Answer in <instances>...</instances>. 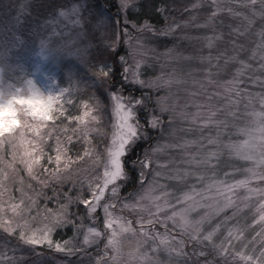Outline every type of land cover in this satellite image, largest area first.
Masks as SVG:
<instances>
[{
  "label": "rangeland",
  "instance_id": "rangeland-1",
  "mask_svg": "<svg viewBox=\"0 0 264 264\" xmlns=\"http://www.w3.org/2000/svg\"><path fill=\"white\" fill-rule=\"evenodd\" d=\"M138 1L130 0L129 6L123 8V0H115L114 3L109 0H0V9L4 8L0 11V68L3 69L0 90L6 92L9 87L26 89L29 79L36 80L39 86L52 94L67 89L55 106L58 111L55 119L40 129L44 137L39 143L43 156L39 164L33 166L32 175L28 174L22 162L25 148L31 150L37 143L30 129H17L13 138H4L0 146V178L6 176L3 184L7 189L0 199L5 209L2 216L15 227L11 234L0 227V264H27L32 247H45L55 252V257L47 258L43 264H105V261L107 264H139L136 260H129V253L138 246L141 253L147 252L152 257L153 264H185V261L186 264H253L240 259L238 253L252 256L256 264H264L261 251L255 252L252 247L248 249V240L243 243L242 224L237 226L234 221L237 215L234 208L238 207L240 214L254 204L255 201L248 199L252 193L247 188L234 189L226 194L232 196L233 205L217 214L216 209L223 206L224 198L218 196L215 189L208 190L207 187L217 181L228 185L247 179L248 188L252 189L251 186L256 187L264 179L261 178L264 177V164H257V160L264 158V133L259 131L264 127V116L255 115L264 113V104L261 103L264 100V68L260 67L264 64L261 59L264 56V47H261L264 45V36L261 35L264 33V5L261 0L254 5L250 0H217L223 11L213 18L212 24L197 27L206 23L215 6L212 0H199V7L193 8L198 0H184L185 5L178 7L181 12L179 19L158 33L147 22L135 25L126 18L125 12ZM114 5L117 10L109 12L108 9L115 8ZM61 12L67 15L61 16ZM165 32L166 35L163 34ZM164 37L174 42L171 45L159 42ZM207 37L213 38L211 48L207 46ZM119 47L123 53H119ZM37 53H42L45 59ZM116 54L121 68L113 75L112 60ZM241 61L249 67L244 68ZM237 63L239 66L236 68ZM137 65L139 79L145 82L143 86L134 82ZM104 71L109 74L105 76ZM238 71L242 72L239 77L236 75ZM79 77L89 82L88 85L82 83L86 88L94 85L101 97L110 99L107 115L100 121H93L92 117H96L95 109L104 104L94 100L84 102L78 117L61 119L65 105L71 103L77 92L85 90L76 82ZM233 79L238 80V88L244 90L239 97L226 91L231 87L228 82ZM136 90L138 92L134 93ZM113 92L125 98L143 100V105H137L135 111L136 119L146 132L129 153L132 155L137 144L144 142L136 156L134 152V157H125L127 178L120 181L123 185L119 192L121 199L112 210L116 215L131 220L132 227L137 229L136 235L129 233L119 237L121 256L115 262L111 259L115 255L112 249L106 248V234L110 230L103 226L104 213L98 209L89 216L80 203L90 195L86 181L99 173L101 167L89 158L64 167L67 158L76 161L89 148L100 154L102 165L113 131ZM154 116L159 118L158 128H152L148 123ZM26 119L29 124L35 123L31 117ZM99 125L105 134L104 141L100 137L96 139ZM85 129H96L88 133L90 143L83 139ZM241 129L251 134L250 143L255 145L251 151L255 159L246 160L238 156L244 161L240 164L243 175L237 180L231 174L237 155L229 145L249 139ZM49 132L50 135H46ZM20 133H23L25 142L32 143H21ZM57 137L63 155L59 170L55 163ZM46 153L52 157L49 165L42 164ZM145 159L150 161L147 168L139 163ZM250 168L255 169V178H249L251 173L247 170ZM141 171L144 172L143 183ZM132 172L136 173L134 183ZM149 188L151 195L162 196L160 203L167 199L170 204L186 192L195 190L200 193L195 201L189 202L194 204L189 216L193 221L208 217L201 224L200 235L215 231L212 241L189 242L185 236L187 257L170 256L162 247L153 252L152 248L158 241L144 242L137 223L141 217L146 220L148 212L121 207L126 202L136 203ZM164 193H168L167 197H163ZM205 196L211 198L205 199ZM108 198L106 193L105 200ZM139 202L151 207L148 200ZM196 202L205 206L200 207ZM256 203L261 207L264 200ZM13 204H21L23 211L20 215L12 213ZM185 206L181 204L177 208ZM261 209L264 211V207ZM166 214L161 213V218ZM65 224H73L78 239L67 240L68 243L53 242L52 233ZM93 226L105 235L97 238L95 243L85 245L83 237ZM22 227L26 236L33 232L37 236L48 232L52 246L47 242L41 245L23 243L19 240ZM150 227L146 225V228ZM155 231L163 234L164 229L156 224ZM229 232H232L231 236ZM178 233L176 229L169 235L178 239ZM238 236L242 241L239 246ZM56 244L65 250L57 251ZM221 248L226 249L223 255ZM47 251L49 255L53 254L51 250ZM200 251L205 255H198ZM63 257L67 259L62 260Z\"/></svg>",
  "mask_w": 264,
  "mask_h": 264
},
{
  "label": "snow or ice",
  "instance_id": "snow-or-ice-1",
  "mask_svg": "<svg viewBox=\"0 0 264 264\" xmlns=\"http://www.w3.org/2000/svg\"><path fill=\"white\" fill-rule=\"evenodd\" d=\"M130 0H123L122 7L127 8L129 6ZM251 4H256L257 0H250ZM262 5H264V0H261ZM212 4L215 6L214 10L211 12L209 19L206 21L203 25H197V27H207L208 25L213 23V18L217 16V14L223 9H221L218 4L217 0H212ZM199 7V0L196 4L193 5V8ZM231 11V9H229ZM61 16H66L67 13L61 12ZM195 19V17H193ZM247 19V17H245ZM251 23V21H249ZM177 27H179L177 25ZM167 34V32L163 33ZM262 36H264V33H261ZM208 40L207 46L211 48L213 46V38L207 37ZM216 39H219V37H216ZM261 47H264V45H261ZM255 55V53H254ZM232 59H235L233 57ZM262 60H264V56L261 57ZM241 64L244 68H248L249 66L245 64L243 61H241ZM261 68H264V64H261ZM138 68L139 65H137V73L135 75L134 82L137 84H140L141 86L144 85V81L139 79L138 76ZM125 72H127V69H125ZM3 73V69L0 68V74ZM103 74L107 76L109 74L108 71H104ZM237 77L242 75L241 71L237 72ZM127 77H125L126 79ZM170 83V82H169ZM231 87L227 88L226 91L229 93H234L236 97H239L241 94V91H244L242 89L238 88L239 81L236 79H233L232 81L228 82ZM27 88H21L16 87L14 90L9 87V89L5 92L0 90V104H3L5 102V98H9L8 102L10 103L12 99H19L18 93L24 92L29 93L31 92L33 95H35L34 92H32L34 87L33 80H27L26 81ZM65 91L67 89H61L59 94H53L49 97L48 103L44 106V109L40 112H37L35 110L31 109H23L22 115L18 114L15 122L8 128L4 129L3 131H0V146L4 143V138H13V133L16 132L17 129L20 128H28L30 129L35 137L37 138L36 146L29 150L25 148L24 151V158L23 163L25 164L26 170L29 175H32V169L34 165L39 164L40 159L43 156V150L39 147V143L43 141L44 137L41 136L40 129L43 127H47V122L54 120V112L57 110L56 105L59 102V99L61 96L64 95ZM26 98V97H25ZM112 101H113V109L112 114L114 117V123L112 125V136L110 143L108 147L105 149L104 152V159L102 165L100 164V154L94 153V150L91 148L85 150L82 155H79L76 159V161H72L71 158H67L65 160L64 167L67 168L70 163L72 162H79L84 160L85 158L91 159V162L95 165H99L101 167V171L99 173H96V175L91 179L86 181L87 189L89 192V198L83 199L80 201L85 208L87 209V212L89 216H92L97 212L98 209L102 210L104 213L103 217V226L105 229L110 230L107 235V244L106 248H111L113 255L111 257L112 261H118L121 256V241L119 237L123 234H137V229H134L132 227V221L127 220L126 218L116 215L112 210L117 207V201L121 198L119 197V192L121 187L123 186L120 181L126 180L127 173L125 171V166L127 164V161L125 160V157L129 155L132 147L136 144V142L142 137L146 135V132L143 129V126L139 123V121L136 119V106L137 105H143L142 99H133L131 97L125 98L122 95L117 94L116 92H113L112 94ZM235 102V101H230ZM261 103L264 104V100H261ZM87 115V113H86ZM215 115V113H213ZM257 117L264 116V113H256ZM27 117H31L32 120L35 122L33 124H29L27 121ZM97 117H92L93 121H96ZM81 123H83V120H81ZM149 125L152 128H158L160 126V121L158 117H152L148 121ZM90 131H96V129H85L82 133L83 139L87 142L88 141V133ZM260 132L264 133V127H261L259 129ZM241 132L249 136L248 140L243 141L240 144L235 145H229L231 149L235 152L237 156H240L242 159L246 160H253L255 159V156L252 154V149L255 148V145L250 143L252 137L251 134L246 132V130L241 129ZM46 135H50V132ZM21 143H32V141H24L23 133H20L19 136ZM71 137H69V140ZM57 150L55 155V163L57 165V169L60 168V163L63 158L62 151L59 147V137H57ZM159 150V149H157ZM39 152V154H35ZM66 154V153H65ZM211 155H216L215 153H211ZM262 155H264V152H262ZM94 157V158H93ZM2 158V157H0ZM49 162H52V157H49ZM144 168L149 167L150 161L147 159L142 160L139 162ZM257 164H264V158L257 160ZM45 171H47L45 169ZM249 173H251V177L255 178L257 173L255 172V169L250 168L247 170ZM155 175H159V173H155ZM141 177V183H143L144 179V172L141 171L140 173ZM35 178V177H33ZM264 178V177H261ZM6 179V176L0 178V199H2L3 194L7 189L5 188L3 184V180ZM249 180H240L235 184H228L225 185L223 181H217L216 183L209 184L208 190L215 189V192L218 196H221L224 198L223 206L221 208H217V214L219 211H222L228 207H231L234 203L231 195H226L228 193H232L234 189L236 188H247L250 193L256 192V189L248 188ZM108 195V199L105 200V195ZM168 193H164L163 197H167ZM200 195V193H196L195 190L192 192H186L184 195L177 199V201L174 204H170L167 199H163V202L160 203L162 200V196L151 195V188L145 193V195L139 197V200H137L136 203H123L121 205L122 208H130L133 210H136L137 208L140 209V211H147L148 217L145 220L143 217L140 218V220L137 221L139 225V235L143 237V241L147 242L149 240L152 241H158V244H154L152 251L158 252L161 250V247L164 251L168 252L170 256L175 257H187L189 253L184 251L185 248V240L184 237H188L189 242H196V243H203L205 241H212V238L215 234V231H209L207 234L203 235L201 237V224L205 219H208L207 216L202 217L200 220L193 221L190 219L189 213L194 210V204L189 203L190 201H195L196 196ZM205 199H210L211 197H204ZM140 200H148L150 202V206L142 205L140 204ZM101 201H104L101 203ZM199 204L200 207H204L205 205L196 202ZM217 203H219L217 201ZM22 204V201H21ZM21 204H13L11 206V211L14 215H20L23 209L21 208ZM186 205L185 207L177 208V205ZM210 207V205H209ZM261 207H264L262 205ZM173 209L172 211H168L169 209ZM4 205L3 203H0V227H3L4 231L6 233H13L15 231V227L12 226V222L8 219H4L2 214L4 213ZM161 213H167L166 215L161 218ZM94 218V217H93ZM260 220L264 221V214H261ZM169 223H171V228L169 227ZM160 224L161 227L164 229L163 234L160 232L155 231V225ZM114 225L116 227H114ZM147 226H151L150 228H146ZM179 230V238L177 239V236L175 235H169L170 232L173 230ZM50 231V230H49ZM102 235H105L99 228L97 227H89L87 229V234L83 237V243L85 245H91L92 243H95L97 238H100ZM232 235V232H229V236ZM239 239V237H237ZM19 240L22 241L25 244L30 245H41L45 242L51 247L52 241L48 235V232L42 233L40 236H37L35 232L31 233V235L26 236L25 230L23 227L21 228V231L19 232ZM55 248L57 251H64V247H62L60 244H56ZM69 251H71L69 249ZM221 255H223L226 252L225 248L220 249ZM105 256H107V252L104 253ZM198 255L203 256L205 253L203 251H200ZM240 259L244 261H252L253 264H256V262L253 260L252 256H245L243 253L237 254ZM261 255H264V253H261ZM129 260H136L139 262V264H153L152 257L147 253H141L139 246L131 251L129 253ZM105 264H107V261H105ZM186 264V261H185Z\"/></svg>",
  "mask_w": 264,
  "mask_h": 264
},
{
  "label": "trees",
  "instance_id": "trees-1",
  "mask_svg": "<svg viewBox=\"0 0 264 264\" xmlns=\"http://www.w3.org/2000/svg\"><path fill=\"white\" fill-rule=\"evenodd\" d=\"M65 2L67 0H61V2ZM109 2L114 3L115 0H109ZM107 4H110V3ZM92 5H93V1H91ZM225 3V2H224ZM190 5V3H188ZM181 5H185L184 0L182 1H176V0H140L137 2V4L133 7V8H129L126 12H125V16L126 18L131 21L133 24L135 25H141L142 22H147L150 24V26L152 27L153 31H157L158 33L163 32L165 27L171 23L172 21L178 20L180 15V11H179V6ZM226 5V3H225ZM95 6V5H93ZM223 6V5H221ZM115 7V5L113 6ZM98 8V6L96 7ZM4 9V8H3ZM3 9H0L3 10ZM99 9V8H98ZM36 10V8H35ZM109 12H113L114 10H117V7L113 8V9H108ZM112 10V11H111ZM102 14H104L103 12H101ZM159 40V39H158ZM161 43H166L171 45L172 42L174 41H170L169 38L164 37L161 38L160 41ZM38 52V50L36 51ZM120 52H124V50L121 49V47H119V53ZM37 55V54H36ZM118 54H116V56L114 55L113 60H112V72L113 75L115 73H117L119 71V69L121 68L119 63L120 61L118 60L117 57ZM38 56V55H37ZM238 63L236 65V68L238 67ZM115 78V77H114ZM91 81V79H90ZM78 83V85H81L83 88H85V90L83 92H77L74 96V98L71 100V103H68V105H65L64 107V111L61 114V119L66 120L69 117H78V115L80 114L82 108H83V104L85 101L91 102V101H95V102H99L101 105L104 104V106H100L97 107L95 109V115L98 118V121H100V119L104 116L107 115V109H109L110 106V99L109 97H101L98 92L95 90L94 85L93 87L87 86V88L85 87L86 85L82 84V83H86L88 85V83L86 81H84V78L79 77L76 81ZM92 82V81H91ZM81 89V87L78 88V91ZM110 89V88H109ZM138 91L136 90L137 93ZM86 106V104H85ZM58 111L54 112V117H55V113H57ZM59 115V114H58ZM55 119V118H54ZM241 135V134H239ZM97 137H100L101 140H105V134L104 131L101 127V125L98 126V131L96 134V139ZM238 138V137H237ZM102 141V142H103ZM144 145L143 143H138L137 146L132 150V155H129V157L131 158V156L134 155L135 152V156L136 153L139 152L141 149V147ZM45 158H43L42 160V164L44 165H49L51 163H49L48 158L51 157L49 155V153L45 154ZM128 157V158H129ZM134 157V156H133ZM127 160V159H126ZM223 160V159H222ZM221 160V164L223 163ZM234 161V165L232 167V176L234 179H240V175L242 170H241V166L242 165L241 161H244L242 159H239V157L237 156L236 159L233 160ZM2 167V165H1ZM53 167V165H52ZM1 170V169H0ZM133 183L136 180V173H133ZM249 178H251V175L249 176ZM252 189H256V192H252V196H247L248 199H250L251 201H255L254 204H252L249 209H246L244 212L239 214L238 211V207L234 208L233 211H235L237 213L234 221L235 223L239 224V226L242 224V227L240 226V230L242 232H244L243 237L244 240L243 243H246L248 240V249L250 247H252V250H254L255 252L257 251H261V253H264V241H263V237H264V221L260 220V216L261 214H264V211H262L261 207H259V205H257L258 203H256V201H261L264 200V179H262L259 182V185H257L256 187L253 188V186H251ZM4 235V234H3ZM239 237V236H238ZM78 239L77 237V232L75 231V228L73 226V224H65L63 227H58L54 230V232L52 233L51 239L53 242L55 243H65L67 240L68 241H72L74 239ZM240 239V238H239ZM239 239L236 238L237 240V246L242 245V241H240ZM262 239V240H261ZM261 240V241H260ZM68 241L66 243H68ZM20 246V245H19ZM18 246V247H19ZM12 247V245H11ZM47 250H51L50 252H52L53 254H48L49 251ZM30 251V250H29ZM43 251H47V253L42 254L41 252ZM247 251V250H245ZM28 260L26 261L27 264H43L44 261L47 260V258H54L55 257V252L52 251V249H48L45 247H40L39 249L36 247H32L31 248V252L28 253ZM63 259H67V257H63Z\"/></svg>",
  "mask_w": 264,
  "mask_h": 264
},
{
  "label": "clouds",
  "instance_id": "clouds-1",
  "mask_svg": "<svg viewBox=\"0 0 264 264\" xmlns=\"http://www.w3.org/2000/svg\"><path fill=\"white\" fill-rule=\"evenodd\" d=\"M42 59V53H37ZM33 80L34 87L32 92L35 93L33 95L31 92L29 93H18L19 99H12L11 102H8L9 98H5V102L0 104V131L10 127L16 120L18 114L22 115L23 109H31L37 112H40L44 109V106L48 103L49 97L53 94L47 92L41 86L38 85L36 80ZM26 97V98H25Z\"/></svg>",
  "mask_w": 264,
  "mask_h": 264
}]
</instances>
